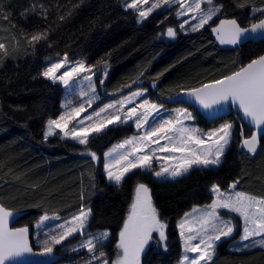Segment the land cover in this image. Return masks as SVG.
<instances>
[{"label":"trees","instance_id":"trees-1","mask_svg":"<svg viewBox=\"0 0 264 264\" xmlns=\"http://www.w3.org/2000/svg\"><path fill=\"white\" fill-rule=\"evenodd\" d=\"M126 1L0 0V42L5 43L8 53L0 52V202L18 213L15 226L31 230L36 249L35 225L43 214L68 218L81 206L92 207L94 219L88 230L111 231L112 244L118 240L135 186L143 182L149 186L161 218L168 223L170 246L167 251L151 247L142 264H176L180 257L176 223L194 206L212 201L214 184L227 190L239 179L236 189L264 197V135L257 154H248L239 146L236 130L243 126L246 135L253 130L242 123L239 113L232 110L228 116L207 123L196 112L197 122L204 129L224 121L234 124L233 142L221 167L194 169L181 178L166 180L136 171L117 187L106 179L103 154L135 128L112 126L94 136L88 147L100 157L98 163L84 154V145L58 134L45 140L47 121L62 113L63 87L41 73L48 60L65 54L72 60L83 59L89 66L106 63L110 69L102 85L105 93L148 88L154 99L178 105L170 99L180 91L221 79L264 54V39L222 48L211 26L181 31L176 7L157 10L139 22L138 12L126 8ZM216 2L223 10L213 24L224 16L235 17L242 26L262 18L253 10L263 7L264 0ZM169 27L176 28V37L162 38ZM44 32L46 39L30 42L31 36ZM230 215L236 231L217 246L214 264H264V248H234L243 224L238 215ZM74 239L57 245L55 252L61 253ZM72 257L66 254L53 264Z\"/></svg>","mask_w":264,"mask_h":264},{"label":"snow or ice","instance_id":"snow-or-ice-1","mask_svg":"<svg viewBox=\"0 0 264 264\" xmlns=\"http://www.w3.org/2000/svg\"><path fill=\"white\" fill-rule=\"evenodd\" d=\"M176 3L181 11H177V16H184L188 13H197L193 19H198V23L192 25V31H198L208 25L214 17L223 10V5L216 0H154L144 10L140 6L149 4V0H131L126 4V8L138 11L140 20L147 18L155 9L170 6ZM261 13L260 19L251 23L247 27H242L236 19H221L219 24L212 27V32L220 44L237 45L240 44L249 34L264 37V8L256 9ZM4 19H7L5 16ZM63 19V17H61ZM185 20L180 24V29H184ZM167 37L175 38L176 30L167 28ZM47 32L38 33L31 36V41L39 42L46 39ZM0 52L7 55L5 44L0 42ZM71 64L69 67L68 65ZM64 69L60 75L57 73ZM85 73H91L85 74ZM42 76L56 82L60 81L65 88H70L71 83H76L77 77L88 81V87L92 93L96 88L92 83L91 67H86L83 61L72 64L65 54L63 60L51 63L41 73ZM71 82V83H70ZM103 84V80L100 81ZM143 92H134L133 97L142 96ZM82 97H88L79 107H72L69 101L65 107L66 111L56 119L47 121L44 139L54 134L53 129L59 128L64 137H70L80 145L85 146V153L93 161H98L100 157L92 151L88 145L94 136L109 130V125L124 124L133 121L137 129H144L141 135H135L124 141L113 145L103 154V170L110 185L120 186L129 174H135L136 170L149 171L152 166V156L154 152L179 153V156H169L167 159H176L178 163L169 173L168 168L163 167L160 171H155L156 177L169 174L171 177L186 176L194 169L219 168L223 165V157L230 150L234 137V124L225 122L218 128L206 133H200L199 129L188 128L183 125L184 119H194L192 113L187 109H176L175 117L164 118L161 114L163 105L150 103L144 99L138 105L127 110V114L121 117L119 114L110 115L106 119H101V113L111 109L114 105H105L99 111H94L90 115H85L74 124L70 131L69 122L80 117L82 112H86L85 104L91 107L96 96H89L83 90L79 93ZM187 95L195 100L203 109L210 112L223 109L231 104L238 107L250 125L256 131L246 135L244 127L236 130L240 137L239 146L246 149L248 154L256 155L260 147L261 134L264 133V55L252 59L249 63L234 71L231 75H226L222 79L213 80L203 84L199 88H193ZM127 103H132V98H125ZM125 101L119 102L120 108H124ZM137 107L144 111L138 113ZM93 117L97 119L94 121ZM183 118V119H181ZM89 121L87 125L84 121ZM167 143L161 145L160 141ZM155 144L158 147L152 149L149 145ZM95 180V177H92ZM239 179L233 181L227 190H222L218 184H214L211 191L216 194V199L206 208L209 210L200 211L196 208L185 216L178 224L180 237L183 241L185 253L196 254L192 257L184 255L181 264H214L216 248L218 243L224 239L232 238L236 231V225L231 218H225L219 211L221 209L237 214L243 220V234L241 241H248L253 236H264V197H256L246 192L235 191ZM93 187L95 185L93 184ZM81 199H84L81 193ZM199 212L198 215H193ZM12 215L6 208L0 205V264H10L14 259L25 254H33L29 244L27 227L9 229L7 227L8 218ZM59 219V217H56ZM47 215L41 216L40 221H46ZM92 216V209L81 206L79 212L63 223L56 226V231L48 235L43 243V248L39 255L49 256L53 253L54 246L63 244L70 237L79 234L84 239L81 240L73 251L86 249L91 254L87 264L99 261V264H140L141 254L153 241L154 233L157 234L158 241L167 250V235L165 232L166 221L160 216L158 209L153 204L151 190L141 182H138L134 189V198L129 207L126 219L119 231V239L116 243L118 249L115 260H109L107 254L102 250L109 241L110 232L108 230L89 232ZM193 241H197L193 243ZM259 246L264 248V239L244 244L243 248ZM99 250V255L96 252ZM242 250V249H237Z\"/></svg>","mask_w":264,"mask_h":264},{"label":"rangeland","instance_id":"rangeland-1","mask_svg":"<svg viewBox=\"0 0 264 264\" xmlns=\"http://www.w3.org/2000/svg\"><path fill=\"white\" fill-rule=\"evenodd\" d=\"M129 2H131V0H127L126 3H125V6ZM152 2H154V0H149V4H145V5L140 6V9L141 10L146 9L147 7L150 6V4ZM172 7H176L177 8V11H181V9L179 8V5L176 4V3H173L170 6H165V7H161V8L155 9L153 12H155L157 10L169 9V8H172ZM261 8H264V6L263 7H260V8H254L253 12L254 13H257L259 11H256V9H261ZM129 9H131V8H129ZM133 10H135V9H133ZM135 11H137V10H135ZM152 13H150L147 16V18ZM197 15L198 14L197 13H194V12L193 13H188L187 15H184V16H177L176 15V17L179 20V29H180V24L184 23L185 20H188L189 23L188 24H185L184 29H180V30L183 31V32H191L192 31L191 30L192 25H195V24L198 23V19H193L192 17L193 16H197ZM216 17H214L213 20ZM147 18H145V19H143L141 21L140 18H139V16H138L139 22H143ZM213 20L210 21L208 25H205L204 28L207 27V26H212L213 25ZM173 29L176 30V28H173ZM199 30H201V29H199ZM166 32H167V30L162 34V36H161L162 38H164L165 36L167 37ZM176 32H177V30H176ZM64 57H65V55L64 56H61L59 58L53 59V60H48L47 61V66H49L51 63H55V62H58V61L63 60ZM68 60L72 64L83 61L85 63V65H86V67H91L92 73H95V75H92V83L95 85L96 91H95V93H92L90 91L89 87H88V81H85V80L81 79L80 77H77L76 83H71L70 82L71 83V87L70 88H65V86L60 81L57 80L56 83L60 84L63 87V94H62V113L60 115L64 114V112L66 111L65 107H63V106L66 105L69 101L71 102V106L72 107H79V105L81 103H84V101L88 97H82V96H80L79 93H80L81 90H83L84 92H88L89 96H93L94 95L97 98L94 100V102H93V104H92L91 107H88V105L85 104V108L87 109V111L86 112H82L81 115H80V117H77L75 120H72L71 122H69L68 128L64 129V131H70L71 127L74 124H76L79 119H82L85 115L92 114L94 111H99V109H101L105 105H109V104L114 105V107L111 108V109H107L106 112H104V113H101V119H106L110 115H115V114H119L123 118V116L125 114H127V110L129 108L138 105L144 99L149 100L150 103H156L158 105H163V108L161 109V114L163 115L164 118L175 117L177 115L176 109H187L189 112L192 113V116L194 117V119H184L183 120V125L185 127H188V128L199 129L200 130V133H197L198 135L201 134V133H206V132H208V131H210L212 129L218 128L221 124H223L225 122H229V121H224V122L218 124L217 126L212 127V128H209V129L201 128L200 125L197 122V117H196V112L197 111H196L195 108L190 107V106H188L186 104H183V103H180L178 105H170L167 102H161V101L153 98V95L151 94V92H150V90L148 88H139V87H136V88L132 87V88H130V87H128L127 88L128 90H122L121 92H118L116 94H108V93H105L102 90V85L104 84V82H105V80L107 78L109 69H110V66L108 64L104 63V64H100L99 66H89V65H87L86 61L83 60V59L72 60V59H70L68 57ZM68 66L70 67L71 64H69ZM63 70L64 69H61L57 73V75H60L63 72ZM85 74L91 75V73H85ZM101 80H103V84L100 83ZM134 92H143L144 94L142 96H139V97H133L132 94ZM128 97H131L132 98V103H127V101H126L125 98H128ZM121 101H125V104H124V108L123 109H121L120 108V105H119V102H121ZM173 104H177V103H173ZM143 111H144L143 108L137 107V112L138 113L143 112ZM58 117H56V118H58ZM56 118H51V119H56ZM96 119H97L96 117H93V120L94 121ZM181 119H183V118H181ZM88 123H89V121H86V120L84 121V124L85 125H87ZM120 125H132L135 128V132L132 133V134H130L128 137H125V138H123V139H121L119 141H116V142L112 143L105 150V152H107L110 148H112L113 145H116V144H118V143L124 141L125 139L132 137V136L141 135L144 132V129H137L133 121H129V122L124 123V124L109 125V127H112V126H120ZM53 132H54V134L52 136L58 134L59 136H61L64 139H68V140L77 142V141L71 139L70 137H64V133L59 128H54L53 129ZM165 143H167L166 140H161L160 141V144L161 145H163ZM149 147H151L152 149H156L158 146L155 145V144H151V145H149ZM179 155H180L179 153H169V152L156 151V152H154V155L152 156V166H151V170H149V171H143V172L150 173L151 176H153L156 180H166V179H178V178H181L183 176L173 178L169 174H165L164 176L158 178V177H156L154 175V172L155 171H160L161 168H163V167L168 168L169 173H170L171 170H172V168L177 165L178 160H176V159H167V157H169V156H179ZM103 162H104V157H103ZM136 171H140V170H136ZM141 183H143V182H141ZM235 191H241V190H238V189L235 188ZM242 192H244V191H242ZM212 194H213V199H212V201H213L217 197H216V194L215 193L212 192ZM256 197H258V196H256ZM212 201L210 203L206 204V205H197V206H194L187 213H191L194 208H196V209H198L200 211L209 210V209L206 208V206L209 205V204H211ZM153 204H154V202H153ZM89 207L92 209L91 206H89ZM85 208H88V207H85ZM219 211L224 215L225 218H231L232 219V217L230 215L231 214L230 212H227V211H225L223 209H221ZM76 214H74V215H76ZM198 214H199V212L194 213L193 215L195 216V215H198ZM44 215H47L49 217V219L46 220V221H43V222H41L40 219H39V221L35 225V234H34V237H35V239L37 241V244L39 245L38 246L39 249H42L43 248V243L42 242L45 239L48 238V235L49 234H52V233H54L56 231V226L57 225L63 223L65 220H67V219L71 218L72 216H74V215H72V216H70L68 218H61L60 216L55 215V214H47L46 213V214H43L42 216H44ZM92 216H93V211H92ZM184 216H185V214L176 223L177 229H178V234L180 233V229L178 227V224H179V222L181 221V219ZM56 217H59V219H57ZM232 221H233V219H232ZM241 221H242V224H243V220L242 219H241ZM233 223H234V221H233ZM98 231H104V230H98ZM98 231H93V232L92 231H89V232L96 233ZM109 232H110L109 241L106 242V245L104 246V248L102 250L107 254V258L111 261V260H115L116 259L117 252H118V249L116 248V243L118 242V240L116 241V243L110 244L111 239H112V233H111V231H109ZM165 232H166V235H167V238H168L167 239V250H169L170 239H169V235H168V223L167 222H166ZM234 234H235V232L233 233V235ZM242 234H243V232H242ZM153 235L156 238L153 241H151L150 244L146 247L145 252L142 255V258H140V262L143 261V257L145 256L146 252L151 247L152 248H156L157 250H165L164 247H163V245L161 243H159L157 234L154 233ZM73 238H75L74 241L72 243H69L66 247H64L61 253H57V252H55V253H56V259H60L61 257H64V255H66V254H72V255H74V257L67 258L66 260H60V262L58 264H87V262H88V260H89V258L91 256V254L88 253L86 249H80L78 251H73L72 250L74 247H76L78 245V243L81 240L84 239L83 236H80L79 234H77L74 237H70L68 240L64 241L63 243L68 242L70 239H73ZM118 239H119V237H118ZM261 239H264V236H253L248 241H241L240 239L237 240V241H234L233 242V245H234V248L235 249H242V250L243 249L244 250L251 249V248H254V247L243 248V245L244 244L251 245V244H253V242L259 241ZM224 240H226V239H224ZM196 242L197 241H193V243H196ZM221 242H219L218 245ZM179 243H180V257L178 258V261H177L176 264H181V259H182V257L184 255H188L189 257H192V256L196 255V254H193V253H185L184 252L183 241L181 240L180 235H179ZM56 246H54V250L53 251L56 250ZM255 247H259V246H255ZM167 250H165V251H167ZM216 251H217V248H216ZM96 255H99V250L96 252ZM93 264H99V261H95V262H93ZM202 264H203V262H202Z\"/></svg>","mask_w":264,"mask_h":264},{"label":"water","instance_id":"water-1","mask_svg":"<svg viewBox=\"0 0 264 264\" xmlns=\"http://www.w3.org/2000/svg\"><path fill=\"white\" fill-rule=\"evenodd\" d=\"M221 19H236V18L235 17H232V16H224V17L220 18L215 24H213L210 27V31H211L214 39L216 40V42L218 43V45L220 47H222V48H237V47L245 44L246 42H249V41H259V40H263L264 39V37H262L260 35H252V34H249L240 44H237V45H227V44H223L222 45L216 39L215 34L211 30L212 27H215L216 25L219 24V21ZM247 26H249V25H247ZM247 26H242V27H247ZM262 55H264V54H262ZM199 87H201V86H199ZM199 87H196V88H199ZM191 89H193V88H191ZM191 89L182 90L179 93H177L175 96L171 97V99H170L171 103H183V104H186V105H188L190 107L195 108L196 111L204 119H206L207 123H213L214 121H217L219 119H222V118L228 116L232 112V110H234L235 112L239 113L242 123H244L247 126H249L253 131H256V129L252 125H250L249 122L246 119H244L243 113L238 109V107L229 104V105L225 106L223 109L216 110L215 112H210L208 110L203 109L197 102H195V100L193 98H191V97H189L187 95V92L190 91ZM263 135H264V133L261 134V138L263 137ZM260 141H261V139H260ZM97 163H98V161H97ZM0 205H2L4 208H6L9 212L12 213V215L8 218L7 227L9 229L23 228V227L15 226V223H16V221L18 219V213L15 210H13V209H9V208L5 207L1 202H0ZM28 240H29L30 246L32 247L33 254H25V255H23L21 257H18L16 259H14L13 261H11L10 264H53L54 263V261L56 260V253H55V251H53V253L51 255H49V256H42V255H39L38 254V253H40L42 251V249H36L33 246V243H32V232H31L30 229H29ZM142 255H143V253L141 254V257H142Z\"/></svg>","mask_w":264,"mask_h":264},{"label":"flooded vegetation","instance_id":"flooded-vegetation-1","mask_svg":"<svg viewBox=\"0 0 264 264\" xmlns=\"http://www.w3.org/2000/svg\"><path fill=\"white\" fill-rule=\"evenodd\" d=\"M142 258V257H141ZM140 264H142V261L140 262Z\"/></svg>","mask_w":264,"mask_h":264},{"label":"crops","instance_id":"crops-1","mask_svg":"<svg viewBox=\"0 0 264 264\" xmlns=\"http://www.w3.org/2000/svg\"><path fill=\"white\" fill-rule=\"evenodd\" d=\"M51 137V136H50Z\"/></svg>","mask_w":264,"mask_h":264}]
</instances>
